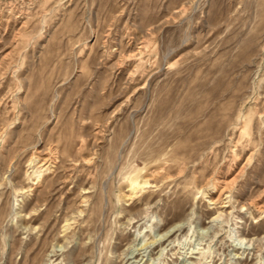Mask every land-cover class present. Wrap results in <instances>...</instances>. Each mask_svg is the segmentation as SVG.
Instances as JSON below:
<instances>
[{
    "label": "rangeland",
    "instance_id": "obj_1",
    "mask_svg": "<svg viewBox=\"0 0 264 264\" xmlns=\"http://www.w3.org/2000/svg\"><path fill=\"white\" fill-rule=\"evenodd\" d=\"M0 264H264V0H0Z\"/></svg>",
    "mask_w": 264,
    "mask_h": 264
},
{
    "label": "bare ground",
    "instance_id": "obj_2",
    "mask_svg": "<svg viewBox=\"0 0 264 264\" xmlns=\"http://www.w3.org/2000/svg\"><path fill=\"white\" fill-rule=\"evenodd\" d=\"M140 184V183H139ZM133 185H135V184H133ZM136 186V185H135ZM134 188V187H133ZM136 188V187H135ZM137 189V188H136Z\"/></svg>",
    "mask_w": 264,
    "mask_h": 264
}]
</instances>
